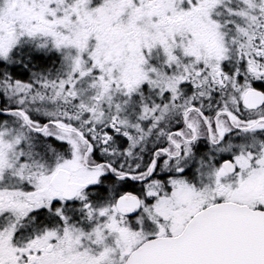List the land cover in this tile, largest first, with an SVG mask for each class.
<instances>
[{"label": "snow or ice", "instance_id": "6c2138e0", "mask_svg": "<svg viewBox=\"0 0 264 264\" xmlns=\"http://www.w3.org/2000/svg\"><path fill=\"white\" fill-rule=\"evenodd\" d=\"M0 264H264V0H0Z\"/></svg>", "mask_w": 264, "mask_h": 264}]
</instances>
